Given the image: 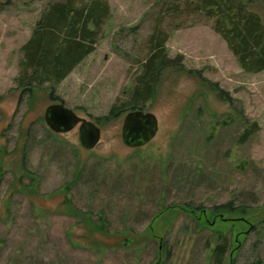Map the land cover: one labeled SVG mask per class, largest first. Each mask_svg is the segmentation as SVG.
<instances>
[{"label": "rangeland", "instance_id": "rangeland-1", "mask_svg": "<svg viewBox=\"0 0 264 264\" xmlns=\"http://www.w3.org/2000/svg\"><path fill=\"white\" fill-rule=\"evenodd\" d=\"M56 1L0 0V264H218L225 242L223 264H264V71H244L190 0H106L95 51L32 96L22 47ZM155 35L167 63L145 111L159 129L132 148L131 111L101 118L130 100ZM54 104L100 128L93 150L79 125L50 130ZM229 202L247 212L213 215Z\"/></svg>", "mask_w": 264, "mask_h": 264}, {"label": "trees", "instance_id": "trees-1", "mask_svg": "<svg viewBox=\"0 0 264 264\" xmlns=\"http://www.w3.org/2000/svg\"><path fill=\"white\" fill-rule=\"evenodd\" d=\"M189 3L191 9L214 21V30L227 43L244 71H264V22L255 10L264 13V0H190ZM109 14L106 0H61L51 3L22 47L23 59L16 79L18 87L32 96L35 89L46 85H50L48 88L53 91L95 51L98 31ZM150 49L151 54L144 62L143 74L138 78L130 100L113 106L102 120L117 118L129 111H144L147 103L153 100L156 82L167 58L160 36L152 38ZM33 186L35 179L32 178L30 187ZM221 211L227 214L247 212L244 207H235L233 202L216 207L211 212L216 216ZM214 253L216 262L223 264L229 253V242L218 245Z\"/></svg>", "mask_w": 264, "mask_h": 264}, {"label": "water", "instance_id": "water-1", "mask_svg": "<svg viewBox=\"0 0 264 264\" xmlns=\"http://www.w3.org/2000/svg\"><path fill=\"white\" fill-rule=\"evenodd\" d=\"M44 120L52 132L62 135L72 132L79 125V143L85 150H93L100 142V128L63 104L50 106ZM158 129V119L154 114L141 110L131 111L124 119L122 138L128 147L138 148L154 139Z\"/></svg>", "mask_w": 264, "mask_h": 264}]
</instances>
